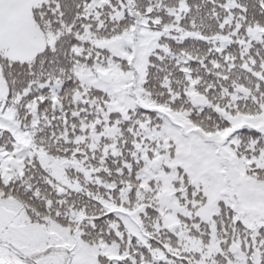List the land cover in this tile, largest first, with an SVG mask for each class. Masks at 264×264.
<instances>
[{"label": "snow or ice", "instance_id": "1", "mask_svg": "<svg viewBox=\"0 0 264 264\" xmlns=\"http://www.w3.org/2000/svg\"><path fill=\"white\" fill-rule=\"evenodd\" d=\"M0 264H264V0H0Z\"/></svg>", "mask_w": 264, "mask_h": 264}]
</instances>
